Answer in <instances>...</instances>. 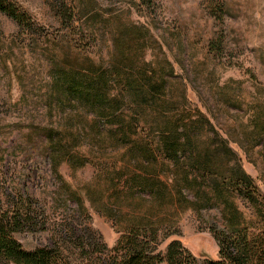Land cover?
Instances as JSON below:
<instances>
[{
	"label": "rangeland",
	"instance_id": "374dc122",
	"mask_svg": "<svg viewBox=\"0 0 264 264\" xmlns=\"http://www.w3.org/2000/svg\"><path fill=\"white\" fill-rule=\"evenodd\" d=\"M15 1L50 33L66 31L55 16V0ZM101 1V14L111 22L108 28L120 24L147 29L139 33L140 45L132 33L125 35L121 50L141 65L150 62L166 78L165 95L178 104V113L183 110L191 120L204 118L205 124L191 133L195 151L220 148L224 140L232 153L212 155L216 173L203 178L187 166L188 153L178 163L158 154L151 160L135 156L146 143L157 146L153 133L140 130L131 147H113L105 140L95 141L92 149L84 144L77 150L88 157L85 165L72 168L62 161L52 170L48 159L21 150L30 138L32 116L48 126H58L59 116L48 119L46 109L36 105L34 86L27 84L33 93L26 92L20 82L18 74L25 78L32 64L38 82L47 78L46 61H37L32 50L20 44L7 61V72L0 67V200L7 204L14 188L25 185L43 206L49 228L15 234L26 249L50 243L58 225L74 219L75 212L109 247L133 223L151 222L159 225V237L164 238L159 250L164 253L168 242L179 240L196 264H206L219 255L210 226L222 228L231 216L225 201L240 214L241 226L258 222L246 199L220 190L217 171L225 177L240 165L264 196V0ZM218 7L221 14L215 11ZM18 31L16 22L0 12V32L9 37ZM115 49L107 32L103 40H84L80 51L98 62L108 61ZM25 92L28 105L21 100ZM214 176L219 192L207 186Z\"/></svg>",
	"mask_w": 264,
	"mask_h": 264
},
{
	"label": "trees",
	"instance_id": "16d2710c",
	"mask_svg": "<svg viewBox=\"0 0 264 264\" xmlns=\"http://www.w3.org/2000/svg\"><path fill=\"white\" fill-rule=\"evenodd\" d=\"M101 3V0H55L52 5L55 16L66 31L58 29L53 34L15 0H0V12L19 27L17 34L9 37L0 32V67L7 72V61L20 44L29 47L37 61L44 59L46 79L38 82L34 78L37 74L34 64L32 72H26L29 75L24 78L18 74V77L26 92L37 90L33 94L36 105L46 109L48 119L54 114L59 116L58 126L41 124L32 116L30 138L21 150L34 153L36 158L48 159L54 171L62 161L78 168L89 161L77 150L81 145L87 144L92 149L95 141L100 144L105 140L113 147H131L134 135L145 130L157 137V146L146 143L135 156L151 160L158 154L178 163L188 153L187 166L193 171H200L203 178L216 173L210 157L220 150L226 151V155L232 153L226 141L220 142V148L207 146L202 152L195 151L191 133L205 124L204 118L191 120L183 110L178 113V104L165 95L166 78L158 74L150 62L142 61L141 65L137 58L121 50L125 35L132 33L140 45L139 33L143 31L141 35H144L147 29L120 24L108 28L111 22L102 16ZM215 11L221 14L222 8ZM97 25L106 28L101 30ZM107 32L116 48L108 61L97 62L80 51L84 40H103ZM27 84L34 86L33 90L26 89ZM26 92L21 100L28 105ZM137 148L132 149L133 153ZM2 160L0 156V162ZM232 171L225 177L217 171L222 177L218 180L222 183L220 190L246 199L255 209L258 222L252 224L256 226H241L240 214L231 208V202L225 201V210L231 211V216L222 228L210 226L219 255L206 264H264V196L240 165ZM191 181L190 186L195 187L197 176ZM209 185L220 191L216 177ZM134 187L140 188L139 185ZM11 193L12 200L7 204L0 200V264H196L179 240L168 242L164 253L158 249L164 238L159 237L157 224L133 223L109 247L74 211V219L58 225L50 243L26 249L15 234L47 230L48 216L35 193L25 185L17 186ZM77 207L76 210L81 206Z\"/></svg>",
	"mask_w": 264,
	"mask_h": 264
}]
</instances>
